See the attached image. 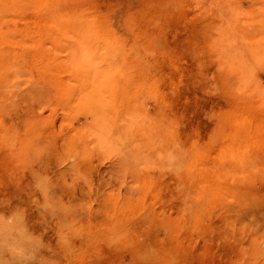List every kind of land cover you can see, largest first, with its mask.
<instances>
[{
    "label": "rangeland",
    "instance_id": "1",
    "mask_svg": "<svg viewBox=\"0 0 264 264\" xmlns=\"http://www.w3.org/2000/svg\"><path fill=\"white\" fill-rule=\"evenodd\" d=\"M263 20L0 0V264H264ZM238 150L253 172L226 186Z\"/></svg>",
    "mask_w": 264,
    "mask_h": 264
},
{
    "label": "bare ground",
    "instance_id": "2",
    "mask_svg": "<svg viewBox=\"0 0 264 264\" xmlns=\"http://www.w3.org/2000/svg\"><path fill=\"white\" fill-rule=\"evenodd\" d=\"M19 1V0H18ZM28 3V2H27ZM19 4V3H18ZM21 5V4H20ZM25 5V4H24ZM264 21V20H263ZM230 22V21H229ZM232 22V21H231ZM264 23V22H263ZM231 24V23H230ZM264 26V25H263ZM260 40V39H259ZM232 41V40H231ZM264 44V43H263ZM262 45V44H261ZM236 50V49H235ZM259 50V49H258ZM262 50V49H261ZM264 51H262V53H263ZM258 54V53H257ZM261 54V53H260ZM259 55V54H258ZM255 86V85H254ZM258 86V85H257ZM244 115V114H243ZM242 121V120H241ZM244 125V124H243ZM242 126V125H241ZM264 126V125H263ZM260 127V126H259ZM243 128V127H242ZM241 129V128H240ZM237 130V129H236ZM248 130V129H247ZM241 131V130H240ZM239 133H241V132H239ZM244 133V132H243ZM240 135V134H239ZM233 136V135H232ZM243 140V139H242ZM227 143V142H226ZM223 146V145H222ZM221 147V146H220ZM240 150V149H239ZM238 150V155H235V158L234 159H231V162H232V164L229 166V168L228 169H226L225 168V171H223L222 169H219L218 171L217 170H215L214 169V171L212 172V176L214 175V176H216V178L217 179H219V178H224V180L222 179V181H224L227 185L226 186H230L231 187V184L230 183H232V181H235V179H237L238 177L240 178V177H245V181L246 180H249L250 178H251V172H253L252 171V169H253V167H254V161L252 162V161H248L246 158H245V156H243L244 154H242V151H239ZM242 150V149H241ZM223 153L225 154V152H224V148H223ZM214 156V155H213ZM225 156H226V154H225ZM208 157V156H207ZM231 157H233V156H231ZM218 158V157H217ZM208 160V159H207ZM211 162V161H210ZM254 164V165H253ZM208 165V164H207ZM196 166V165H195ZM226 167V166H225ZM207 168H209L208 166H207ZM195 169V168H194ZM197 170V169H196ZM198 172V171H197ZM204 172V171H203ZM206 173H208V172H206ZM205 173V174H206ZM202 174V173H201ZM204 174V175H205ZM211 174V173H210ZM208 175V174H207ZM202 177H205V176H203V175H201ZM210 176V175H209ZM198 177H200V176H198ZM207 177V176H206ZM198 179V178H197ZM201 179V178H200ZM200 179H199V181H198V185H203V183H202V179H201V182H200ZM208 179H209V181H211V178L210 177H207V180H206V182L208 181ZM220 179V180H221ZM189 183V182H188ZM220 184V183H219ZM202 187V186H201ZM204 188H205V185H204ZM215 189V192L217 193L218 191H220V189H221V186L220 185H217L216 187L214 186V185H212L211 187H210V189H208V191H209V194H210V190L213 192V190L212 189ZM214 194V193H213ZM215 195V194H214ZM217 197V196H216ZM209 201H210V199H209Z\"/></svg>",
    "mask_w": 264,
    "mask_h": 264
}]
</instances>
